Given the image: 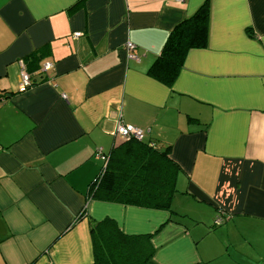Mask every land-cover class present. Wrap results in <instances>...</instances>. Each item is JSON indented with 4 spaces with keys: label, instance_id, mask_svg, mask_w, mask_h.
I'll use <instances>...</instances> for the list:
<instances>
[{
    "label": "crops",
    "instance_id": "0c3cea01",
    "mask_svg": "<svg viewBox=\"0 0 264 264\" xmlns=\"http://www.w3.org/2000/svg\"><path fill=\"white\" fill-rule=\"evenodd\" d=\"M205 1L208 46L167 86L150 69ZM0 94V264H94L105 219L157 264H264V0H0ZM120 123L170 147L181 219L90 198Z\"/></svg>",
    "mask_w": 264,
    "mask_h": 264
},
{
    "label": "trees",
    "instance_id": "16d2710c",
    "mask_svg": "<svg viewBox=\"0 0 264 264\" xmlns=\"http://www.w3.org/2000/svg\"><path fill=\"white\" fill-rule=\"evenodd\" d=\"M209 25L210 6L205 1L194 15L173 30L150 74L172 86L187 54L207 48ZM31 58L38 59L37 53ZM11 96L0 94V99ZM179 172L180 167L170 158V147L159 149L146 139L125 140L114 145L107 165L91 183L89 195L97 201L164 211L178 217L172 205L178 193ZM90 234L94 264H157L153 235H127L112 219L93 223Z\"/></svg>",
    "mask_w": 264,
    "mask_h": 264
},
{
    "label": "built area",
    "instance_id": "2783aa9c",
    "mask_svg": "<svg viewBox=\"0 0 264 264\" xmlns=\"http://www.w3.org/2000/svg\"><path fill=\"white\" fill-rule=\"evenodd\" d=\"M75 36L79 37L81 36V34L77 33ZM135 48L136 47L130 42L125 45V50L129 59L138 60L137 56H135L134 54ZM52 70H53V64L50 62H45L40 68L41 73H48L51 72ZM32 85H33L32 75L28 73V71L25 69L24 66H22V71L20 73V86H19L20 92H24L28 90L29 88L32 87ZM3 101L4 100L0 99V106ZM114 137L122 141L130 140V139L143 141L146 139V133L143 130L136 128L134 126L120 123L114 132ZM96 156L104 163V167H105L108 163V157L103 154L101 149L97 150ZM221 225H222V219L221 217H218L214 222V226L219 227Z\"/></svg>",
    "mask_w": 264,
    "mask_h": 264
},
{
    "label": "rangeland",
    "instance_id": "374dc122",
    "mask_svg": "<svg viewBox=\"0 0 264 264\" xmlns=\"http://www.w3.org/2000/svg\"><path fill=\"white\" fill-rule=\"evenodd\" d=\"M179 218V217H178ZM179 219H181V215H180V218Z\"/></svg>",
    "mask_w": 264,
    "mask_h": 264
}]
</instances>
